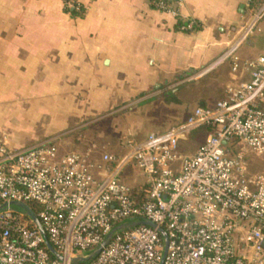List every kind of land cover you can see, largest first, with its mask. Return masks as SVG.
Returning a JSON list of instances; mask_svg holds the SVG:
<instances>
[{"label": "built area", "instance_id": "built-area-1", "mask_svg": "<svg viewBox=\"0 0 264 264\" xmlns=\"http://www.w3.org/2000/svg\"><path fill=\"white\" fill-rule=\"evenodd\" d=\"M247 16L192 78L228 62L239 69L264 0H249ZM243 65L250 80L162 132L127 140L121 154L91 159L53 142L13 149L0 130V264H264V174L250 172L245 156L264 153V55ZM202 128L204 142L185 155L181 145Z\"/></svg>", "mask_w": 264, "mask_h": 264}, {"label": "crops", "instance_id": "crops-1", "mask_svg": "<svg viewBox=\"0 0 264 264\" xmlns=\"http://www.w3.org/2000/svg\"><path fill=\"white\" fill-rule=\"evenodd\" d=\"M73 1L0 0V130L10 148L55 143L65 120L95 118L197 72L239 36L249 2L160 0L173 12L159 0ZM260 26L238 52L239 69L228 62L214 74L225 97L250 80L243 62L264 55Z\"/></svg>", "mask_w": 264, "mask_h": 264}, {"label": "rangeland", "instance_id": "rangeland-1", "mask_svg": "<svg viewBox=\"0 0 264 264\" xmlns=\"http://www.w3.org/2000/svg\"><path fill=\"white\" fill-rule=\"evenodd\" d=\"M216 72L217 69L197 79L192 78L194 72L170 87L150 88L146 97L95 118L65 120L54 142L62 153H89L91 159L100 158L104 153L121 154L127 140L162 132L183 121L196 107L209 106L223 99L226 87L216 83ZM207 131L206 128L194 130L181 145L183 153L194 154L204 142ZM245 156L250 172L264 174V153L249 151Z\"/></svg>", "mask_w": 264, "mask_h": 264}, {"label": "water", "instance_id": "water-1", "mask_svg": "<svg viewBox=\"0 0 264 264\" xmlns=\"http://www.w3.org/2000/svg\"><path fill=\"white\" fill-rule=\"evenodd\" d=\"M31 215V217L33 218V220L35 221V223L38 225V227L40 228V230H41V232L45 235V233H44V231H43V228H42V226H41V223H40V221H39V219L36 217V216H34L33 214H30ZM136 223H138V222H136ZM135 223V224H136ZM139 223H145V224H149V225H152V226H155V224L154 223H152V222H150V221H141V222H139ZM124 227V226H123ZM159 231L162 233V235L165 237V243L167 244V238H166V233L164 232V230L162 229V228H159ZM47 245L49 246V248L51 249V251H53L54 253H55V250H54V248L47 242ZM83 259H86V258H83Z\"/></svg>", "mask_w": 264, "mask_h": 264}, {"label": "trees", "instance_id": "trees-1", "mask_svg": "<svg viewBox=\"0 0 264 264\" xmlns=\"http://www.w3.org/2000/svg\"><path fill=\"white\" fill-rule=\"evenodd\" d=\"M82 12H83V10L81 11V12H76V11H73L72 13L75 15H78V16H80V15H82Z\"/></svg>", "mask_w": 264, "mask_h": 264}]
</instances>
